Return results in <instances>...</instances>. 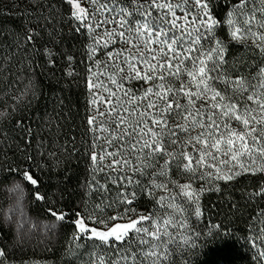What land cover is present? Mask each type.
Here are the masks:
<instances>
[{"label": "snow or ice", "instance_id": "snow-or-ice-1", "mask_svg": "<svg viewBox=\"0 0 264 264\" xmlns=\"http://www.w3.org/2000/svg\"><path fill=\"white\" fill-rule=\"evenodd\" d=\"M233 44L254 67L233 60ZM37 56L50 70L63 59L72 81L77 63L85 65L79 147L64 134L63 97L52 114L26 111L42 95L33 83ZM13 61L29 75L2 77L14 103L0 110V167L37 185L32 167L47 166L38 158L70 165L83 153L79 208L48 209L72 225L66 251L81 264H192L207 255L202 238L228 243L233 233L223 220L209 223L202 197L264 177V0H14L0 7V73ZM245 197L264 204V179ZM35 199L46 195L37 188ZM225 203L234 215L238 205ZM244 238L253 264H264V207L249 214ZM9 257L0 247V264Z\"/></svg>", "mask_w": 264, "mask_h": 264}, {"label": "trees", "instance_id": "trees-1", "mask_svg": "<svg viewBox=\"0 0 264 264\" xmlns=\"http://www.w3.org/2000/svg\"><path fill=\"white\" fill-rule=\"evenodd\" d=\"M18 2V0H16ZM14 0H0V7L10 8ZM19 8L24 9L25 4L19 3ZM67 11V8L64 9ZM12 23L19 24V21L13 20ZM220 35L227 39L224 31ZM67 43L62 47L67 46ZM76 49L81 45L75 41L71 42ZM234 55L233 60L243 57L254 67L255 62L250 58L251 54L246 48H241L238 45L230 46ZM77 60L80 57L77 56ZM21 65H16L13 61L12 65H5L9 68L8 73H0V110H3L7 105L9 110L13 105L14 88L7 87V83L17 80L19 77L24 80L29 75V66L21 62ZM64 60L58 59L57 65L54 69L50 70L44 58L35 57L33 83L36 85L37 92L42 93L40 100L33 101L30 108L26 111L30 116L35 112L36 116L45 114H52L54 107L59 111L57 98H64L65 113L70 112V118L66 121L64 127V134L67 136L77 137V147L80 146V137L83 135L85 128L82 127L83 117L85 115V100L86 89L84 86V70L83 63H77L76 71L81 73L75 81L64 75L63 70ZM253 67L246 69L252 71ZM3 75H7L8 80L2 82ZM26 82V80L24 81ZM23 107V105H21ZM36 116H32L36 119ZM61 123H65L61 121ZM55 135V132H53ZM44 159L47 164L46 167L38 168L35 165L31 171L34 178L38 180L37 185H31L29 207L31 213L46 219L55 220L48 209L57 208L62 209L64 212H70L74 208H79L81 199L83 198L84 189L82 184L86 176V158L83 153L78 158H73L69 165L63 159L57 164L54 159L38 158L37 163ZM27 167V165H23ZM23 179V176L15 171H9L7 166L0 167V247L5 248L9 253L8 264H81L70 251H66L71 245V236L73 232L72 225L66 220L64 222L58 221L60 225L59 234L56 240H50L45 243L34 242L31 244L21 242L14 237L11 228L7 226L2 215V187L12 179ZM261 179L259 175L256 177L245 176L239 179V182L234 186H229L225 194L217 192H207L202 197V205L206 208V217L209 223H219L223 220L224 224L230 232L233 233L229 238L228 243H221V237H217L215 241L208 239L207 247L201 248V253L207 252V255H193L191 257L192 264H253L252 257L255 250L251 249L245 241V228L246 221L250 213L258 211L259 207H264L258 200L249 203L247 198L244 197L245 192H252L255 186ZM221 184L223 182H220ZM37 188L41 195H46L45 200H36L35 193ZM226 200H232L238 205V210L235 214L229 211ZM91 207V202L89 203ZM150 208L151 205H148ZM138 208L141 211L145 210L143 201L138 202ZM199 228H204V222L201 221L198 225ZM234 241V242H233Z\"/></svg>", "mask_w": 264, "mask_h": 264}, {"label": "rangeland", "instance_id": "rangeland-1", "mask_svg": "<svg viewBox=\"0 0 264 264\" xmlns=\"http://www.w3.org/2000/svg\"><path fill=\"white\" fill-rule=\"evenodd\" d=\"M2 190L3 219L7 226L12 229L17 240L31 244L57 239L60 230L58 221L31 213L28 181L20 178L12 179L2 187Z\"/></svg>", "mask_w": 264, "mask_h": 264}]
</instances>
